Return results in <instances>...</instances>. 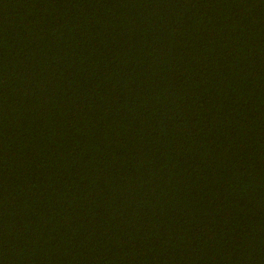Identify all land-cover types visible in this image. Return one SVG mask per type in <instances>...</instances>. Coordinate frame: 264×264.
<instances>
[{"label": "trees", "instance_id": "obj_1", "mask_svg": "<svg viewBox=\"0 0 264 264\" xmlns=\"http://www.w3.org/2000/svg\"><path fill=\"white\" fill-rule=\"evenodd\" d=\"M0 264H264V0H0Z\"/></svg>", "mask_w": 264, "mask_h": 264}]
</instances>
